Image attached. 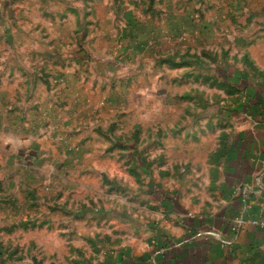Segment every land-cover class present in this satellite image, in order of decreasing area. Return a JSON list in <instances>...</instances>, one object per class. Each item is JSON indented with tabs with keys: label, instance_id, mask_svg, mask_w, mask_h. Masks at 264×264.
Listing matches in <instances>:
<instances>
[{
	"label": "rangeland",
	"instance_id": "rangeland-1",
	"mask_svg": "<svg viewBox=\"0 0 264 264\" xmlns=\"http://www.w3.org/2000/svg\"><path fill=\"white\" fill-rule=\"evenodd\" d=\"M242 79L264 92V0H0V264L147 239L150 189L188 196L209 163L173 143L232 141Z\"/></svg>",
	"mask_w": 264,
	"mask_h": 264
},
{
	"label": "crops",
	"instance_id": "crops-1",
	"mask_svg": "<svg viewBox=\"0 0 264 264\" xmlns=\"http://www.w3.org/2000/svg\"><path fill=\"white\" fill-rule=\"evenodd\" d=\"M186 20L179 26L181 32ZM242 80L241 121L232 141L221 147L202 139L187 146L173 143L179 155L186 150L191 153L193 165L200 163V157L208 160L211 164H204L206 173L191 176L195 183L188 196L177 190L150 189L158 212H147L148 218L157 216L156 229L150 220L145 222L148 238L110 253L103 264H264V92L258 93V85ZM191 93L190 88L175 98L192 97L196 91ZM199 132L203 130L189 133ZM89 148L81 146L80 154L88 153ZM98 162L104 164L105 160L99 158ZM201 189L206 192L204 199L198 194ZM200 196L197 206L191 204L190 200ZM244 209L242 229L234 236V221Z\"/></svg>",
	"mask_w": 264,
	"mask_h": 264
},
{
	"label": "built area",
	"instance_id": "built-area-1",
	"mask_svg": "<svg viewBox=\"0 0 264 264\" xmlns=\"http://www.w3.org/2000/svg\"><path fill=\"white\" fill-rule=\"evenodd\" d=\"M245 209L243 210V212L241 213V215L239 216V218H237L235 221H234V225L232 227V232L234 234V236H238L240 230L242 229V226H243V215L245 214ZM210 235H213V233H210Z\"/></svg>",
	"mask_w": 264,
	"mask_h": 264
}]
</instances>
